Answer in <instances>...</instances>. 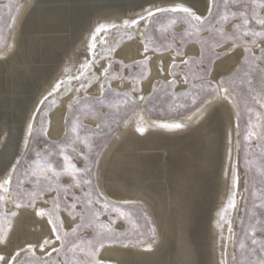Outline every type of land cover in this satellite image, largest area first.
I'll list each match as a JSON object with an SVG mask.
<instances>
[{"label":"bare ground","instance_id":"bare-ground-1","mask_svg":"<svg viewBox=\"0 0 264 264\" xmlns=\"http://www.w3.org/2000/svg\"><path fill=\"white\" fill-rule=\"evenodd\" d=\"M115 2L119 4L114 5ZM185 2L194 11L207 14L208 0ZM148 6L149 0H26L6 46L0 50V152L10 137L16 159L20 158L30 117L35 115L37 121L35 110L42 107L39 102L60 81L63 83L54 96L61 97L67 82H73L75 92L71 97L57 99L47 133L55 141L64 137L71 99L77 95L101 96V81L94 85L84 82L87 87L77 92L80 82L69 80L91 58L89 44L95 27L100 23L121 24ZM143 29L142 22L137 37L123 43L116 58L129 65L148 57L150 76L138 91H133L134 85L128 79H112L113 87L134 93L141 110L124 123L107 146L98 165L97 181L101 192L113 203L143 209L152 220L155 236L143 243L107 246L99 258L106 264H224L225 261L229 264L234 218L240 201L238 189L235 208L227 207L232 197V171L239 159L237 104L231 96L229 100L214 96L208 99L210 103H203V119L199 118L197 108L185 116L166 120L145 114L142 108L147 98L172 79L173 60L181 70L175 73L176 89L190 86L189 78L187 84L183 82L187 64L181 61L200 57L201 50L191 43L182 55L174 50L153 51L139 34ZM115 38H119V33ZM100 45L97 44V49ZM145 45L149 48L147 53ZM232 45L226 43L217 48L218 52L224 53ZM244 47L260 52L258 47L240 45L223 54L213 64L211 82L221 75L230 77L240 69L245 60L241 55ZM102 66H107V60L93 65L96 76ZM140 96L145 99L139 100ZM162 123H181L184 127L166 129L159 127ZM138 127L146 131L140 133ZM7 201L8 208L17 212L8 237L12 248L36 244L49 237L54 239L50 225L35 216L32 209H16L10 194ZM63 219L67 230L77 223L67 217ZM52 247L59 248V241L44 251L37 247L36 254L46 259L55 253Z\"/></svg>","mask_w":264,"mask_h":264},{"label":"rangeland","instance_id":"rangeland-1","mask_svg":"<svg viewBox=\"0 0 264 264\" xmlns=\"http://www.w3.org/2000/svg\"><path fill=\"white\" fill-rule=\"evenodd\" d=\"M26 0H0V50L3 49L13 31L14 25H16L17 19L23 9V5ZM221 6V10H224V0H217ZM250 2V0H249ZM228 10L236 11L237 8L232 5L231 0H228ZM253 9L250 8L249 12L252 13ZM167 18L161 17L159 23L149 26L146 30V35L142 36L150 48H155L158 52H166L174 50L178 55H182L185 51V47L188 44L196 43L200 50V57H192L189 59L184 71L189 78L188 88L177 90L175 85L163 84L156 88L151 96L146 100L145 106L142 111L156 119H172L185 116L201 106L205 100H208L214 96L209 95V84L211 82L210 75L212 72L213 64L216 59L214 53L218 52L214 47L220 36L216 32H203L195 36L189 37L185 35L186 25L176 24L174 26H168L166 31H161V25H167ZM236 21L230 20L226 23L217 25L218 28H222L226 35V43H237L239 45L244 44L245 37H242L241 30L235 27ZM253 27H258L253 24ZM145 28L143 29V32ZM137 29H112L105 36L107 44L100 45L97 49L99 55L109 57L112 61V68L109 70L108 80L111 84L112 91L105 92L100 97L94 96H75L71 99L67 106V115L65 121V135L60 140H53L47 136L49 143L47 145H39L40 149H50L51 154L42 151V158L51 160L55 165H62L63 160L60 155L61 149L66 147V150L73 157V161L78 167H83L87 164L91 169V173L85 175L91 179L92 184L81 185L78 188H70V195L68 196V202L72 201L71 193L80 197V202L76 207V222L77 223H89L92 227L82 229L76 236L72 235L71 229L67 230L65 226L64 217L73 219L72 216L66 211H61L60 217L64 220V231L69 235L66 238L69 241L67 247H65L59 254L55 252L48 258H42L38 254L33 256L32 253L22 254L20 258V264H42L43 261H47L48 264H72L73 253L68 250L72 241L78 242L79 239L88 240L93 239L96 236L98 229L96 225V217L93 211L89 210V206H86V201L89 198L87 193H91V198L96 199L98 194H101V190L98 185V165L107 149V146L111 143L116 133L123 127L124 123L131 117L136 115L141 110V105L136 99L134 93L128 90H121L112 85L113 78L128 79L133 85L136 91L141 87L144 82L150 76V61L149 59L143 60L135 64H125L120 59L116 58V54L119 48L125 42H129L137 37ZM119 33V38H115V35ZM131 37V38H129ZM221 46V47H222ZM252 46V45H250ZM112 51L109 53L108 49ZM219 53V52H218ZM259 57L260 52L256 53ZM223 56L221 53L220 58ZM102 61V60H100ZM99 61V62H100ZM210 61H213L210 63ZM253 68H255L258 61L251 62ZM247 64L243 61L240 69L232 76L224 78L228 83L225 86L230 87L232 91L231 97L238 107V140H239V175H240V201L239 206L236 209L234 218L233 231L234 238L230 245V260L229 264H252L254 257L251 254V237L250 233L253 229L256 230L257 237H264V232L260 231L259 222L264 221V208H259L258 190L261 188L260 177L261 168L264 166V152H262L259 143L255 140L252 145H249L245 141V135L250 127L249 120L251 117V123L256 124L255 113L261 112L260 105L256 103L253 96L257 93H261L262 86L259 83L260 77L258 75L252 76L253 84L255 86V92H250L247 86L248 77L245 76ZM210 70V74L205 71ZM174 73H181L180 66L177 65L173 69ZM96 74L94 68H90L85 71V75L80 80H76L78 83L90 82V85L98 83L95 79ZM75 81V82H76ZM73 82H67L65 84V91L59 98H67L73 95L74 85ZM213 83V82H211ZM188 93L185 95V93ZM118 93H127V97L117 95ZM195 96V103L192 102V97ZM57 98L52 95L46 100V103L40 108V112L37 113V128L35 135L42 137L43 133L40 131L41 126L47 131L49 127L50 114L57 106ZM126 101V102H125ZM71 105V109L69 108ZM251 110V111H250ZM78 121L83 128L84 133L87 135V139L90 144L85 145L82 141L84 136L81 137V142H77L75 148L77 151H72L71 145V132L70 122ZM99 125V128L97 127ZM264 127V122H262ZM260 131V128L257 129ZM80 151H86L88 153L87 159L84 156L78 155ZM34 155V153L32 154ZM32 156L30 155L29 159ZM247 164V167H246ZM41 180V186L47 189L49 183L53 187L57 186L56 180L46 181L43 179V175L39 176ZM60 185H71L72 178L66 173H61L58 178ZM15 183V178H14ZM247 183L248 190L245 191V184ZM36 187L35 184H25L24 188L31 190ZM99 188V189H98ZM100 190V191H99ZM103 194V193H102ZM12 202L16 203V192L10 193ZM50 195L48 197V207H51ZM104 195V194H103ZM107 198L105 195L103 196ZM26 202L27 196H24ZM110 205L120 206L127 213L130 214V218H122L112 210L108 212H101L99 216V222L107 224L114 231V241L109 243L105 241V247L120 243H143L150 241L155 236V229L149 215L141 208L122 206L115 204L107 198ZM37 203H42L38 201ZM67 204L61 201V208H65ZM92 209H99L100 205L93 204L90 206ZM0 209L5 212H12L8 208V201L0 202ZM148 218L147 219V215ZM64 215V216H63ZM63 216V217H62ZM17 216L9 217L5 219L0 216V228L4 229L5 235L9 237L12 231H8L6 225L11 223V230L15 223ZM76 223V224H77ZM75 226V225H74ZM120 226V227H119ZM243 244L244 248L241 249L240 245ZM104 247V248H105ZM103 248V249H104ZM100 250V254L102 250ZM99 254V256H100ZM78 258H83V254H77ZM99 258V257H98ZM104 264H106L104 262Z\"/></svg>","mask_w":264,"mask_h":264},{"label":"snow or ice","instance_id":"snow-or-ice-1","mask_svg":"<svg viewBox=\"0 0 264 264\" xmlns=\"http://www.w3.org/2000/svg\"><path fill=\"white\" fill-rule=\"evenodd\" d=\"M233 6L237 8L236 11L228 10V0H224V10H221L220 4L217 0H208L207 14L198 13L194 11L191 7L186 6L185 0H162L161 3L155 2V0H149V6L143 8L142 12L138 13L135 18L125 19L121 24L117 23H100L95 27L94 32L91 35V42L89 44V50L92 53L90 59H86L85 63L81 65V71L78 75H73L69 77V80H80L81 77L85 75V70L93 67L94 64L99 63L100 60H107V66H102V71L100 75L96 76L95 79L100 82V92L103 95L105 92L112 91L110 81L108 80L109 70L112 68V61L109 57L99 55L97 53V44L102 45L107 44V41L103 38L101 34L106 36L110 30L118 29L123 27L124 29H137L139 30L141 23L143 22L145 31L139 32L141 36L146 35V30L149 26H153L159 23L161 17L167 18L168 24L161 25L160 30L166 31L168 26H174L178 23L186 25L185 35L192 37L203 32H216L219 34L220 39L217 40L214 47H221L226 42V33L222 28H218L217 25L226 23L230 20L236 21L235 27L241 30L242 37L248 38L243 41L244 44H250L252 46L258 47L260 50V55L257 57L256 53L253 52L251 47H244L241 55L245 57V62L247 64L245 70V76L248 77L246 83L250 92H255V86L253 84L252 76L258 75L260 77L259 83L262 86L261 93H257L253 96V99L260 105L261 112L255 113V118L257 123H251V117L249 120V129L245 135V141L252 145L255 140L259 143L262 152H264V127H262V122H264V0H231ZM252 8L253 11L250 14L249 9ZM253 24L258 27H253ZM131 38V37H129ZM240 45L233 43L232 47L226 49L223 53L227 55L229 51L234 50ZM153 51L156 49L153 48ZM111 53L112 49H108ZM145 53L149 51L147 45L144 47ZM216 59H219L221 53H214ZM148 57H145L147 60ZM253 61H258L255 68H253ZM213 61H210V63ZM183 64H187V60L181 61ZM171 68H176V61L173 60ZM163 71V69H161ZM207 73L210 74L209 69H205ZM172 79L169 81L170 85H175L177 79L175 73H170ZM103 78V79H102ZM185 84L188 83V77L186 76L183 81ZM63 81L56 84L53 91L49 92L39 103L43 106L44 101L52 96L54 92L59 91L60 85ZM228 83L225 81L223 75H221L214 83L209 84V95L215 96L219 100H229L232 95L230 87L225 86ZM87 85L80 83L79 88L76 89L79 92L81 89H85ZM133 91H136L134 88ZM188 93L186 92L185 95ZM117 95H122L127 97V93ZM144 96H140L139 100H144ZM126 102V101H125ZM192 102L195 103V96L192 97ZM204 104L210 103V101L205 100ZM71 105L69 108L71 109ZM36 113L40 112V108H37ZM251 111V110H250ZM197 113H199V118L203 119L205 112L203 110V104L201 107L197 108ZM196 115V113H194ZM191 119V117H189ZM50 123V121H49ZM99 128V125L97 126ZM159 127L166 129H180L184 127L181 123H162ZM37 128L36 116L30 117L27 124V136L24 139V152L20 154V158L16 159V150L12 143L11 138L2 152H0V202H4L8 199L9 194L13 191L16 192V209H32L34 215L45 220L48 225H50V232L54 239L49 237L43 239L42 242H37L36 244L27 243L26 245H17L12 248L8 237L5 235L4 229L0 228V264H20V258L22 254L32 253L35 255L37 247L41 251L45 248L54 245L57 241L60 243V247H52V252H57L58 254L68 246L69 241L66 239L69 235L68 232L64 231V221L60 217L61 211H66L73 220L76 219V207L77 203L80 202V197L72 195V201L68 202L67 198L70 195V188H78L81 185L92 184L91 179L87 178L82 173L89 174L92 169L85 164L83 167H78L73 161V157L65 148L61 149L60 155L63 160L62 165H55L51 160L42 158V151L51 154L50 149H40L39 145L41 142L47 145L49 141L47 140L48 133L41 126L40 131L43 133L42 137H37L35 131ZM237 128L239 124L237 123ZM260 128V131L257 129ZM137 131L144 133L146 129L144 127H138ZM70 132H71V145L72 151H77L75 145L77 142H81L82 135L84 136L83 143L85 145L90 144L87 139V135L84 133L82 125L78 121L70 122ZM239 135V134H238ZM34 153V155H32ZM30 155L32 156L29 159ZM80 156H84L86 159L88 153L86 151H80L78 153ZM231 161V155L229 156ZM247 167V164H246ZM239 160L236 161V167L232 171V197L228 201V208H235L236 206V196L240 185V175H239ZM61 173H66L72 178L71 185H60L58 178ZM43 175V179L46 181L56 180L57 186L53 187L49 183L47 189L41 186V180L39 176ZM15 178V183H14ZM35 184L36 187L31 190L24 188L25 184ZM261 188L258 190V200L259 204L257 207L264 208V166L261 168L260 177ZM247 183L245 184V191H247ZM50 195L51 207H48L49 201L44 197ZM27 196L25 202L24 196ZM88 199L86 201V206H89V210L94 212L96 217L95 227L98 229L95 238L83 240L77 237L78 242L72 241L70 248L68 250L73 253L72 264H104V261L99 257L100 250L105 247V241L111 243L114 241L113 229L107 224L99 222V216L101 212H108L112 210L116 215L122 218H130V214L127 213L120 206L110 205L107 198L103 197V194H98L96 199L91 198V193H87ZM67 204L65 208H61V201ZM38 201L42 203L38 206ZM125 204H131V201H125ZM93 204L100 205L99 209H92L90 206ZM0 216L8 219L9 217L17 216V212H5L0 209ZM7 230L11 231V223L6 225ZM92 227L89 223H77L71 229L72 235L76 236L78 232L82 229ZM259 228L261 232H264V221L259 222ZM229 233H231V225L229 224ZM251 237V254L254 257L252 264H264V237H257L256 230L253 229L250 233ZM223 239V236H222ZM231 235L229 240H231ZM240 248L243 249L244 245L241 244ZM83 254V258H78L77 254ZM50 256L51 253L49 252ZM42 264H48L47 261H43ZM226 264V261L224 262Z\"/></svg>","mask_w":264,"mask_h":264},{"label":"water","instance_id":"water-1","mask_svg":"<svg viewBox=\"0 0 264 264\" xmlns=\"http://www.w3.org/2000/svg\"><path fill=\"white\" fill-rule=\"evenodd\" d=\"M115 4H119V3H118V2H115L114 5H115ZM9 138H10V137H9ZM7 141H9V139H8ZM98 189H99V188H98ZM99 191H100V190H99ZM100 192H101V191H100ZM101 193H102V192H101ZM103 196H104V195H103ZM146 215H147V214H146ZM147 219H149L148 216H147Z\"/></svg>","mask_w":264,"mask_h":264}]
</instances>
